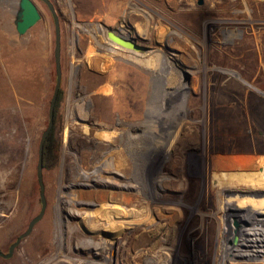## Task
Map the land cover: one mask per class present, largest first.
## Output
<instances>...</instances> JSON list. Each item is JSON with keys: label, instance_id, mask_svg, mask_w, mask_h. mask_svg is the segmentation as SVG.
<instances>
[{"label": "rangeland", "instance_id": "374dc122", "mask_svg": "<svg viewBox=\"0 0 264 264\" xmlns=\"http://www.w3.org/2000/svg\"><path fill=\"white\" fill-rule=\"evenodd\" d=\"M19 1L0 0V252L5 254L42 209L37 174L39 146L49 125L57 80L53 16L45 3L33 0L41 20L25 35H20L15 24ZM51 1L60 18L63 78L54 141L43 170L47 208L33 232L22 240L11 258L0 257V264H42L54 261L60 252L76 259L78 264H88L87 258L98 264H135L133 252L125 253L127 245V249L131 245L128 229H121L120 241L111 253L101 247L84 245L89 237L97 241L99 236L95 235L102 233H88L81 226L85 216L99 210L101 204L97 200L79 199L78 194L91 190L106 195L117 190L133 191L118 185L92 186L81 177L93 174L109 158L108 151L116 148L126 149L132 171L126 176L116 172L106 176L121 180L141 178L146 194L154 195L155 204L163 202L176 207L175 221H178L176 224L174 221L166 243L172 255L168 253L163 264H220L224 232L232 248L233 264H264V176L261 175L264 171V0H232L238 4L232 8L223 5L226 12L210 11L212 0H190L188 9L199 8L192 20L160 16L155 12L159 8L155 0H129L139 3L140 9L145 7L148 16H155L161 22L152 27L157 31L146 26L139 29L138 21L126 13L115 15L102 7V0ZM109 31L135 39L147 51L135 53L114 46L108 41ZM181 37L188 42L187 50L186 42L180 43ZM135 58L147 62L152 58L153 64L147 69L146 65L140 68L133 64ZM121 74H129L131 79L138 74L140 80L148 77L149 85L140 81V88L148 93L146 112L131 123L117 116L112 126L102 128L91 115L99 104L97 93L106 87L116 89ZM180 82L186 85V104L176 95ZM180 104L186 109L182 114L178 112ZM167 113L168 118L161 116ZM179 122L183 123L181 129L176 126ZM86 128L92 130V136L87 135ZM98 132L121 137L115 145L99 151ZM168 132H173L171 136L176 142L167 138L159 148L154 147L155 138L163 136V140ZM127 135L131 136L130 143ZM146 146L151 148L147 150ZM87 151L89 157L84 160ZM172 180L184 190L178 191ZM199 203L204 219L196 216L197 224L192 226L190 206ZM47 218L55 224L52 237L55 250L46 254L38 249L31 253L28 241ZM236 220L242 227L234 243ZM71 227L78 228L79 235L68 238ZM98 242L102 243V239ZM245 243L250 247H245ZM241 252L247 256L258 253L263 255L262 260L246 263ZM36 256H42L41 261L35 260Z\"/></svg>", "mask_w": 264, "mask_h": 264}, {"label": "bare ground", "instance_id": "6f19581e", "mask_svg": "<svg viewBox=\"0 0 264 264\" xmlns=\"http://www.w3.org/2000/svg\"><path fill=\"white\" fill-rule=\"evenodd\" d=\"M147 1V0H146ZM156 3L158 4L159 8L155 9V12L158 13L160 16H176V17H183L188 20H192L194 18V14L199 11V8L191 7V9H188L189 6V1L190 0H155ZM194 1V0H193ZM209 1V0H208ZM213 1V6H211V3L209 4V10L210 11H223L226 12L228 11L227 8L223 9V5H226V7H231L234 5H237V1H232V0H212ZM141 2V1H140ZM197 2V1H196ZM211 2V1H209ZM206 3V1H205ZM103 8L108 9L109 11L113 12L115 15H123L126 13V15L133 19L135 22H139V24L136 26L139 29L143 27H149L150 30L152 31H157L158 29L152 28L153 25L155 24H161L157 20L155 16L150 17L148 16V13L140 9L139 3L137 4L136 2H131L129 0H102L101 3ZM248 4V3H246ZM150 5V4H149ZM244 6V5H243ZM236 7V6H235ZM236 9V8H235ZM153 10V9H152ZM204 10V9H203ZM208 11V10H207ZM108 12V11H107ZM206 12V11H205ZM151 13V12H149ZM104 14V13H103ZM108 14V13H107ZM211 14V13H210ZM229 14V13H228ZM233 14V13H232ZM148 16V18H147ZM198 16V15H197ZM229 16V15H228ZM231 16V15H230ZM122 17V16H121ZM220 17V16H219ZM235 17V15H234ZM181 18V19H183ZM197 18V17H196ZM218 18V17H217ZM216 18V19H217ZM205 20V19H204ZM210 20V19H209ZM235 20V19H234ZM176 21V20H175ZM217 21V20H216ZM223 21V20H222ZM225 21V20H224ZM257 21V20H256ZM174 22V21H173ZM238 22V20H237ZM258 23V22H257ZM133 24V23H132ZM167 24V23H166ZM202 24V23H201ZM235 24V22H234ZM249 24V23H248ZM247 24V25H248ZM225 25V24H224ZM222 25V26H224ZM237 25V24H236ZM241 25V24H240ZM239 25V26H240ZM262 26V24H261ZM204 27V26H203ZM233 27V26H232ZM100 28V27H99ZM146 28V29H147ZM167 28V27H166ZM234 28V27H233ZM232 28V29H233ZM250 28V27H248ZM173 29V28H172ZM175 29V28H174ZM229 29V27H228ZM242 29V28H241ZM259 29V28H258ZM125 30V29H124ZM123 30V31H124ZM145 30V28H144ZM178 31V29H176ZM260 30V29H259ZM168 31V29H167ZM213 31V30H211ZM254 31V30H253ZM170 32V31H169ZM234 32V31H233ZM233 32H231L233 34ZM97 34V33H96ZM118 34V33H117ZM126 35V32L124 33ZM141 34V33H140ZM146 35V34H145ZM209 35V34H208ZM103 37V35H102ZM129 37V36H127ZM231 36H229L230 38ZM233 37V36H232ZM154 38V37H153ZM173 39V38H172ZM105 40V39H104ZM103 40V41H104ZM109 41V39H108ZM173 41V40H172ZM170 42V41H169ZM186 42V50L189 48L187 40L184 39V37L180 38V43H185ZM104 43V42H103ZM166 44V43H165ZM115 46V45H114ZM120 48V47H119ZM191 50V49H190ZM114 52V51H113ZM136 53V52H135ZM192 54V53H189ZM74 55V54H73ZM141 55V54H140ZM177 57V56H176ZM193 57V56H192ZM146 61H143L142 59L135 58L133 64L137 65L138 67H143V65H146V69L148 66H152L153 64V59L151 58L149 62L148 60L145 59ZM158 59H155L157 61ZM159 61V60H158ZM128 62V61H127ZM160 63V62H159ZM158 63V64H159ZM123 64V63H122ZM128 64V63H127ZM126 65V64H125ZM124 69V68H123ZM116 75V74H115ZM129 74H121L120 76V82L119 86L115 89L113 88L112 90H109L108 87L107 89L98 92L97 95L99 96L97 99V103H99L96 107L97 109H94L91 113L92 116L96 117L99 125L104 128L105 126H112L114 118L119 117L121 118L122 121L125 123H128L130 121H133L134 118H140L143 117L145 112H146V97L148 93H144L142 89L140 88V81L142 84H148V77H145L143 80H140V75H135V79H131ZM94 77V76H93ZM111 77V76H109ZM108 77V78H109ZM90 79V78H89ZM93 79V78H92ZM182 79V78H181ZM111 80V79H110ZM176 81V80H175ZM108 82V81H107ZM115 82V81H114ZM184 82V81H183ZM183 82H180L179 84V89L181 88V93L179 94L178 91L176 92V95L182 98V103L186 104L188 101V94L185 92V84ZM105 83V82H104ZM113 84V83H112ZM103 85V84H102ZM149 85V84H148ZM178 85V84H177ZM91 86V85H90ZM94 86V85H93ZM98 85H96L97 87ZM108 86V85H107ZM181 86V87H180ZM90 88V87H88ZM93 88V87H92ZM112 88V86H111ZM95 91V90H93ZM90 93V90H89ZM95 94V93H94ZM89 97H92L89 95ZM168 97V96H167ZM166 97V98H167ZM94 98V96H93ZM91 99V98H90ZM83 101V100H82ZM92 101V100H91ZM111 102V103H110ZM96 103V102H95ZM78 104V103H77ZM79 105V104H78ZM85 105V104H84ZM96 105V104H95ZM71 106V105H70ZM82 106V105H81ZM74 107V106H72ZM71 108V107H70ZM69 108V109H70ZM81 108V107H80ZM72 109V108H71ZM70 109V110H71ZM79 109V107H78ZM159 109V108H158ZM150 110H152V105L150 107ZM186 111L185 108L180 104L178 106V112L180 114L184 113ZM77 112V111H76ZM159 112V111H158ZM81 113V112H80ZM85 113V112H84ZM161 113V112H160ZM88 114V113H87ZM156 114V113H155ZM78 115V114H77ZM153 115V114H152ZM75 116V115H74ZM162 117H169V113L167 114H161ZM67 117V115H66ZM82 117V116H81ZM84 117V115H83ZM93 117V118H94ZM88 119V117H87ZM151 119V118H150ZM157 119V118H156ZM159 119V118H158ZM67 120V119H66ZM170 120V119H169ZM72 121V120H71ZM154 121V120H153ZM163 121V120H162ZM185 121V120H184ZM148 122V120H147ZM170 122L173 124L175 121L170 120ZM74 123V122H73ZM131 123V122H130ZM75 124V123H74ZM153 124V123H152ZM151 124V125H152ZM167 125L168 123L165 122ZM182 122L179 124H176V126L182 128ZM70 125V123H69ZM71 126V125H70ZM153 126V125H152ZM84 127V126H83ZM86 127V126H85ZM154 128V127H153ZM177 128V127H176ZM69 129V128H68ZM78 129V128H77ZM121 129V128H120ZM156 129V128H155ZM179 129V130H180ZM70 130V129H69ZM84 130V128H83ZM82 130V131H83ZM139 130V129H138ZM87 135L92 136V130L90 129H85ZM98 131V130H97ZM103 131V130H102ZM158 131V130H157ZM156 131V132H157ZM169 131V130H168ZM181 131V130H180ZM84 133V132H83ZM85 133V134H86ZM127 133V132H126ZM173 132H168V135H164V139L162 140L163 136H158L156 137V141L154 142L155 145L154 147L159 148L163 142L166 141V139L173 140L172 143L176 142L174 138H172L171 134ZM124 134V133H123ZM128 134V133H127ZM130 134V133H129ZM158 134V133H157ZM180 134V133H179ZM76 135V134H75ZM81 135V134H80ZM67 135H65L66 137ZM98 138H100V146L98 147L99 151H102L104 149H108L109 146L112 144L116 143L119 136L117 134H110L107 132L100 133L96 135ZM95 136V137H96ZM74 137V136H73ZM71 138V137H70ZM78 138V137H77ZM80 138V137H79ZM92 138V137H91ZM177 138V137H176ZM128 142L131 139L130 135H127ZM70 141V140H69ZM130 143V142H129ZM115 145V144H114ZM152 146V147H153ZM126 147V146H125ZM146 149L148 148L147 146L145 147ZM149 147L148 149H150ZM69 149V148H68ZM144 149V150H146ZM147 149V150H148ZM146 150V151H147ZM66 151V150H65ZM70 152V151H69ZM97 152V151H96ZM148 152V151H147ZM94 153V152H93ZM142 153V152H141ZM156 153V152H155ZM89 152L81 153L83 155L84 160H86L89 157ZM101 154V153H100ZM98 154V155H100ZM105 154V153H104ZM108 154L110 155L109 158L101 164L99 169H96L93 174L88 175L84 174L81 176L82 178L85 179L86 183L93 185H118V187L126 188V189H132L133 191L131 192H121V191H113L112 195H106L102 191L98 190H91V191H86L80 192L78 194L79 199H84L86 200H97L101 206L99 210L93 213H88L84 220L82 221L81 226H83L84 229L89 233H101L99 235L98 240L100 238L102 239V243H99L98 240L94 241L92 238L89 237L90 239L84 243L86 246L90 247H96L99 249H104V251L111 253L115 249L114 246L117 242L120 241V234H121V229H128L130 231V239H131V245L128 248H125V253L129 255L130 252H133L134 256L132 257V260L135 264H163L165 261V257L168 256V253L170 250L166 247V243L168 240H170L171 236V231H172V226L173 223L177 217V212H176V207H172L169 204H155V198L153 196H150L149 194L147 195L144 187L143 180L141 178H131L132 180L129 179H116L117 177L114 176H106L107 174H111L113 172L116 173H123L125 176L129 174L131 170V159L127 156L126 149L125 148H119L116 150H111L108 151ZM97 156V155H96ZM106 156V155H105ZM104 156V157H105ZM102 159V158H101ZM100 159V160H101ZM99 160V161H100ZM86 162V161H85ZM76 163V162H75ZM74 163V164H75ZM97 163V162H96ZM88 164V163H87ZM196 164V163H195ZM84 165V164H83ZM136 166V165H135ZM153 166V165H152ZM151 166V167H152ZM84 167V166H83ZM62 168V167H61ZM82 168V167H81ZM141 168V167H140ZM198 168V167H197ZM78 169V168H77ZM147 171V170H146ZM195 171V170H194ZM86 172V171H85ZM115 173V174H116ZM136 173V172H135ZM138 174V173H137ZM170 175V174H169ZM118 176V175H117ZM152 176V175H151ZM150 176V178H151ZM165 176V175H164ZM201 176V175H200ZM76 177V176H75ZM80 177V178H81ZM140 177V176H139ZM160 177V176H159ZM194 177V176H193ZM198 177V176H197ZM145 178V177H144ZM77 179V178H76ZM148 180V179H147ZM163 180V179H162ZM145 181V180H144ZM73 182V181H72ZM77 182V181H76ZM150 182V181H148ZM165 182V181H164ZM179 182V181H178ZM60 183V182H59ZM167 181L165 184L167 185ZM155 184V183H154ZM158 184V183H156ZM172 184L174 187L179 191V190H184L182 185L178 184L177 181L172 180ZM90 185V186H91ZM152 185V184H151ZM161 185V184H160ZM171 185V183H170ZM63 186V185H62ZM86 186V185H85ZM91 186V187H92ZM182 186V187H181ZM47 187V186H46ZM88 187V185H87ZM58 188V187H57ZM76 188V187H75ZM196 188V187H195ZM59 189V188H58ZM71 189L72 186H71ZM194 189V188H193ZM17 190V189H16ZM112 190V188H111ZM116 190V189H115ZM198 190V189H197ZM148 191V190H147ZM151 191V190H150ZM158 191V190H157ZM186 191V190H185ZM188 191V189H187ZM195 191V190H194ZM193 191V192H194ZM189 192V191H188ZM192 192V193H193ZM204 192V191H203ZM60 193V190H59ZM68 193V192H67ZM74 193V192H72ZM149 193V192H148ZM202 193V192H201ZM57 194V193H56ZM184 194V193H183ZM186 195V194H185ZM194 195V194H193ZM203 195V193H202ZM206 195V194H205ZM75 196V195H74ZM192 196V195H191ZM70 197V196H69ZM166 197V196H165ZM194 197V196H192ZM62 198V197H61ZM158 198V197H157ZM164 198V197H162ZM59 199V198H58ZM64 199V198H63ZM62 199V200H63ZM66 199V198H65ZM168 199V198H167ZM199 199V198H198ZM57 200V199H56ZM134 200V201H133ZM41 201V200H40ZM74 203L76 202L73 200ZM199 201V200H198ZM59 203V201H58ZM70 203V202H69ZM85 204L88 205V202H84ZM65 205V204H64ZM70 204H68L69 207ZM155 205V206H154ZM173 205V204H172ZM197 205V204H196ZM199 205L197 206H190L191 208V216L192 219L189 221L190 225L197 224L196 221V216H201L200 210H199ZM67 207V206H66ZM79 207V206H78ZM84 207V206H83ZM89 207V206H87ZM65 208V207H64ZM63 208V209H64ZM81 208V207H80ZM202 208V207H201ZM78 209V208H77ZM85 209V208H84ZM79 211V210H78ZM84 211V210H83ZM64 212V211H63ZM67 212V211H66ZM180 212V211H179ZM207 214V212H205ZM75 215L81 214L78 212H74ZM179 215V214H178ZM183 215V214H182ZM62 216V214H61ZM81 216V215H80ZM181 216V215H180ZM202 219H204V215L201 216ZM200 217V218H201ZM178 218V217H177ZM207 218V216H206ZM205 218V219H206ZM60 219V218H59ZM128 219V220H127ZM209 219V218H208ZM55 220V219H54ZM58 220V219H57ZM99 221L102 222V224H99ZM178 221V220H176ZM175 221V224H176ZM58 222V221H56ZM60 222V221H59ZM204 222V221H203ZM8 223V222H7ZM199 223V221H198ZM62 224V223H61ZM81 224V223H80ZM208 224V223H207ZM55 225V224H54ZM54 225L51 220V218H47L36 230V233L29 239L28 245L31 250V253L35 252L36 250L39 249V252L43 253H50L54 249V244L52 243V237H54ZM58 226V225H57ZM56 226V227H57ZM131 226V227H128ZM178 227V226H177ZM176 227V228H177ZM60 228V227H59ZM59 228H57L59 230ZM82 228V227H81ZM188 228V227H187ZM186 230V229H185ZM79 229L76 227H71L69 232H68V238H73L75 235H79ZM85 231V232H86ZM188 231V230H187ZM58 232V231H57ZM56 232V234H57ZM111 232V235H105L106 233ZM196 232V231H195ZM65 233V231H64ZM87 234V233H86ZM124 234V233H123ZM63 235V234H62ZM101 235V236H100ZM184 235V234H183ZM181 236V234H180ZM192 236V234H191ZM196 236V235H194ZM109 237V238H107ZM19 238V237H18ZM57 238V237H56ZM180 238V237H179ZM191 239V238H190ZM223 239L220 242V264H233L231 261L233 259L232 257V248L229 246V240H228V234L224 232ZM59 242V240H57ZM193 241V239H192ZM127 242V241H126ZM189 242V241H188ZM57 243V242H56ZM197 243V242H196ZM249 243V242H247ZM64 244V243H63ZM182 245V244H181ZM245 247L249 246V244H243ZM61 246V245H60ZM126 247V245H124ZM178 246V245H177ZM187 246V245H186ZM189 246V245H188ZM193 246V245H192ZM256 246V245H255ZM262 246V245H261ZM264 246V245H263ZM56 247V246H55ZM65 247V246H64ZM181 248V246H180ZM214 248V247H213ZM261 248V247H260ZM59 249V248H57ZM61 249V248H60ZM59 249V250H60ZM174 249V248H173ZM179 248H177L178 250ZM194 249V248H193ZM55 250V249H54ZM53 250V251H54ZM172 250V249H171ZM249 251V250H248ZM58 252V251H57ZM92 252L95 253V250L93 249ZM175 252V251H174ZM201 252V251H200ZM46 253V254H47ZM53 253V252H52ZM35 254V253H34ZM39 254V253H38ZM37 254V255H38ZM170 254V253H169ZM178 254V253H177ZM180 254V253H179ZM189 254V253H188ZM194 254V253H193ZM241 257H243V260L246 261V263H254V262H259L262 260V256L257 254H251L250 253L247 255H244L243 252H241ZM33 255V254H32ZM167 255V256H166ZM172 255V253L170 254ZM211 255V254H210ZM260 258L254 259L253 257L258 256ZM57 257L50 260L47 263H42V264H63V263H70V264H78L76 262V259H71L67 256H64L61 252L56 255ZM152 256H156V259H152ZM177 256V255H176ZM180 256V255H179ZM35 260H39V257L42 256H36ZM64 258L62 260V258ZM170 257V256H169ZM172 257V256H171ZM178 257V256H177ZM157 259H162V261H157ZM168 259V258H167ZM235 259V258H234ZM33 260V259H32ZM108 260V259H107ZM110 260V259H109ZM41 261V260H39ZM46 261V260H45ZM67 261V262H66ZM174 261V260H173ZM31 262V261H30ZM86 263L88 264H98V261L91 260L90 258H87L85 260ZM107 262V261H106ZM163 262V263H162ZM189 262V261H188ZM22 263V262H21ZM108 263V262H107ZM172 263V262H171ZM170 263V264H171ZM165 264H168L165 263Z\"/></svg>", "mask_w": 264, "mask_h": 264}, {"label": "water", "instance_id": "95a60500", "mask_svg": "<svg viewBox=\"0 0 264 264\" xmlns=\"http://www.w3.org/2000/svg\"><path fill=\"white\" fill-rule=\"evenodd\" d=\"M43 3L46 4L49 11L51 12L54 24H55V50H54V57H55V63H56V87L54 91V95L50 104V112H49V125L48 128L44 131L40 146H39V162L37 167V174H38V181L40 185V198L42 203V209L30 223L28 230L22 234L17 241L10 247L9 253L5 254L0 252V257L9 259L12 257L15 249L20 245L23 239L28 237L32 232L34 227L39 223L42 218L45 215L46 208H47V200L45 196V184L43 180V170H44V148L45 143L47 141V138L49 137L54 124H55V111H56V105L59 97V93L62 86V78H63V70H62V32H61V25H60V18L57 13V10L52 3L51 0H41ZM41 20V14L34 3L33 0H20L19 1V10L16 14V29L17 32L20 35H25L31 28H33L39 21ZM108 39L113 43L114 45L133 52L137 53H144L147 51V47L139 44L135 39L129 38L127 36H124L123 34H116L113 31L108 32ZM264 197V195L262 196ZM235 227H236V236L234 243L237 242L239 233L241 230V224L236 220L235 221Z\"/></svg>", "mask_w": 264, "mask_h": 264}, {"label": "trees", "instance_id": "16d2710c", "mask_svg": "<svg viewBox=\"0 0 264 264\" xmlns=\"http://www.w3.org/2000/svg\"><path fill=\"white\" fill-rule=\"evenodd\" d=\"M62 91L60 90V93H59V97H58V101L61 97V93ZM58 101H57V105H56V111H55V123H56V112H57V107H58ZM54 135H55V124H54V127L49 135V137L47 138V141L45 143V148H44V166H45V162H46V159L48 158L49 156V152L51 151V148H52V143L54 141Z\"/></svg>", "mask_w": 264, "mask_h": 264}, {"label": "crops", "instance_id": "0c3cea01", "mask_svg": "<svg viewBox=\"0 0 264 264\" xmlns=\"http://www.w3.org/2000/svg\"><path fill=\"white\" fill-rule=\"evenodd\" d=\"M261 175H263V176H264V171H263V173H262Z\"/></svg>", "mask_w": 264, "mask_h": 264}, {"label": "flooded vegetation", "instance_id": "af4514ba", "mask_svg": "<svg viewBox=\"0 0 264 264\" xmlns=\"http://www.w3.org/2000/svg\"><path fill=\"white\" fill-rule=\"evenodd\" d=\"M116 33V32H115ZM117 34V33H116ZM119 34V33H118Z\"/></svg>", "mask_w": 264, "mask_h": 264}]
</instances>
